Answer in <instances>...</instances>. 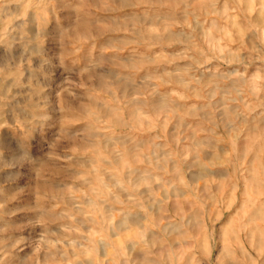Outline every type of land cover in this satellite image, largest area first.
<instances>
[{
  "label": "rangeland",
  "instance_id": "rangeland-1",
  "mask_svg": "<svg viewBox=\"0 0 264 264\" xmlns=\"http://www.w3.org/2000/svg\"><path fill=\"white\" fill-rule=\"evenodd\" d=\"M0 264H264V0H0Z\"/></svg>",
  "mask_w": 264,
  "mask_h": 264
},
{
  "label": "crops",
  "instance_id": "crops-1",
  "mask_svg": "<svg viewBox=\"0 0 264 264\" xmlns=\"http://www.w3.org/2000/svg\"><path fill=\"white\" fill-rule=\"evenodd\" d=\"M211 145H212V142H211ZM246 244H248V243H247L246 239L243 237V239H242V241H241V246H242L243 248H241V249L246 250ZM239 245H240V244H239ZM237 249L240 250L239 246L237 247Z\"/></svg>",
  "mask_w": 264,
  "mask_h": 264
}]
</instances>
